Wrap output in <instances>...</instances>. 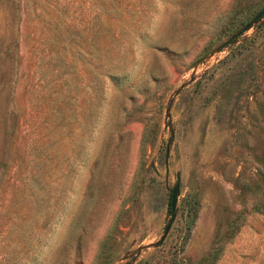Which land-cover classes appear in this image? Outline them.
Listing matches in <instances>:
<instances>
[{
    "label": "rangeland",
    "instance_id": "rangeland-1",
    "mask_svg": "<svg viewBox=\"0 0 264 264\" xmlns=\"http://www.w3.org/2000/svg\"><path fill=\"white\" fill-rule=\"evenodd\" d=\"M263 5L0 0V264H264Z\"/></svg>",
    "mask_w": 264,
    "mask_h": 264
},
{
    "label": "water",
    "instance_id": "water-1",
    "mask_svg": "<svg viewBox=\"0 0 264 264\" xmlns=\"http://www.w3.org/2000/svg\"><path fill=\"white\" fill-rule=\"evenodd\" d=\"M260 17H261V19H260ZM259 20H264V5L255 15H253L244 25H242V27L238 31L232 33L225 41H223L220 45H218V47L224 43L231 41L233 38H235L236 35L245 31L246 29H248L250 26H252L254 23H256ZM218 47H216L215 50H217ZM178 182H179V174L176 173L175 174V183L170 189L169 206H168L169 212H170V217H169V220L166 222V224L163 228L162 234L160 235L158 240L153 243L154 245L161 243V241L163 240L164 236L166 235V233L169 229V226H170L172 219L174 218L175 205H176V199H177V193H178Z\"/></svg>",
    "mask_w": 264,
    "mask_h": 264
},
{
    "label": "trees",
    "instance_id": "trees-1",
    "mask_svg": "<svg viewBox=\"0 0 264 264\" xmlns=\"http://www.w3.org/2000/svg\"><path fill=\"white\" fill-rule=\"evenodd\" d=\"M253 209L255 210V211H257V212H262V213H264V204H262V205H257V204H255L254 206H253ZM191 216H190V222L192 223L193 221H194V214H195V209H192V211H191ZM189 220V219H188ZM218 249H217V247H213L208 253H207V255L204 257V260H206V261H213V260H215L216 258H217V255H218ZM193 264H203L202 263V261H199V262H197V263H193Z\"/></svg>",
    "mask_w": 264,
    "mask_h": 264
}]
</instances>
